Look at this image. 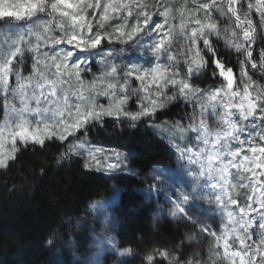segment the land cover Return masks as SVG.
Instances as JSON below:
<instances>
[{"label":"snow or ice","instance_id":"snow-or-ice-1","mask_svg":"<svg viewBox=\"0 0 264 264\" xmlns=\"http://www.w3.org/2000/svg\"><path fill=\"white\" fill-rule=\"evenodd\" d=\"M216 3L217 0H211L197 5L196 14L190 16L187 24L181 22V34L188 43L183 53L188 59L181 64L171 52L175 29L169 25L170 9L164 0H157L154 5H149L147 0H0V22L43 21L42 32L21 33L7 54L0 45V99H3L0 168L9 166L21 150L20 145L27 149L29 145L43 147L46 141H59L62 145L67 143V147L57 163L86 154L85 169L95 168L107 174L125 171L127 155L117 149L93 150L88 146L86 137L91 128L105 124L106 118L120 124L129 121L133 129L145 118L155 125L152 117L184 101L185 108L191 104L193 116L187 127L181 117L175 128L181 139L184 133L194 134L196 143L182 147L170 140L169 144L182 160H187L188 171H195L198 166L199 175L194 179L197 182L205 179L202 187H210L215 193L210 203L216 205L222 217H227L219 234L201 221L195 222L200 224L201 232L214 238L210 252L222 247V260L228 264H237V260L238 264H264V201L261 200L264 183L260 182L264 178V85L257 86L253 80L257 72L264 77V48L257 61V28L252 18L254 11L260 27L264 28V0H255L254 4L247 0L243 17L244 0H227V11L219 10L220 17L235 21L231 38L225 40L226 48L234 49L238 59L243 57L239 59V76L228 66L230 61L226 62L218 52L221 32L214 22ZM201 10L205 13L203 18L198 15ZM109 28L112 30L108 31ZM33 35L35 44L30 39ZM116 46H122L121 50L134 47L139 50V56L117 65L113 62ZM29 55L31 71L24 76L17 64L23 65ZM165 59L167 63L163 62ZM97 64L104 66L102 78L110 81L104 90L87 97L77 91L75 100L68 95L61 97L58 81L74 78L83 86L88 74L93 78L90 90H95L98 77L93 68ZM209 67L212 78L220 86L194 87L192 82L206 74ZM134 84L137 87H132ZM100 97L108 103H101ZM133 101L138 109L129 111ZM197 108L199 116L195 114ZM230 168L251 173L247 182L241 176L239 188L251 186L253 193H260L255 199L248 196V206L239 208V216L232 208L238 206V201L228 190ZM236 187L232 185L233 190ZM161 190L155 183L146 189L149 195H158ZM189 200L187 194L177 196L172 215H188L185 205ZM254 203L258 207H253ZM92 207L103 209L104 205L96 202ZM257 226L258 233L250 231ZM232 237L239 243L238 250H232ZM107 239L115 246V237L107 235ZM52 243L50 239L48 244ZM130 251L124 249L120 255ZM173 251L175 254L149 252L144 256V264H159L156 255L167 259L168 264H207L202 259L196 261L194 256L185 259L182 251Z\"/></svg>","mask_w":264,"mask_h":264},{"label":"trees","instance_id":"trees-1","mask_svg":"<svg viewBox=\"0 0 264 264\" xmlns=\"http://www.w3.org/2000/svg\"><path fill=\"white\" fill-rule=\"evenodd\" d=\"M217 48L238 75L241 57L238 59L219 42ZM211 72L209 67L206 74L192 82L193 86H220ZM189 113L188 108L174 105L152 120L175 123L181 117L184 121ZM106 121L92 127L86 139L125 152L130 169L140 178H147L156 167L176 164L177 154L146 127L145 121L137 129L127 121L123 124ZM65 148L66 144L58 141H49L43 147H22L9 166L0 169V264H54L56 246L71 243L76 236L75 226L89 216L88 207L109 196L113 188L120 190L112 208L118 221V249H130L133 253L126 264H141L149 252L180 246L181 233L175 223L168 218L159 219L155 202L146 201L139 190V180L123 175L107 178L86 171L77 157L57 163ZM50 239L52 244H48ZM156 260L166 264L159 258Z\"/></svg>","mask_w":264,"mask_h":264},{"label":"rangeland","instance_id":"rangeland-1","mask_svg":"<svg viewBox=\"0 0 264 264\" xmlns=\"http://www.w3.org/2000/svg\"><path fill=\"white\" fill-rule=\"evenodd\" d=\"M147 2L149 3V5H154L156 4L157 0H147ZM164 3L170 9V16L168 20L169 25L174 26L175 29L173 33V44L171 45V52L174 56L177 57V60L181 64H184L188 57L184 56L183 53L184 50L188 47V43L185 37L181 34L179 26L181 22L187 24L190 16L196 14L197 5L203 3H211V0H164ZM252 3L254 4L255 0H252ZM227 7V0H217L216 6L213 8V12L215 13L214 22L218 23L219 30L221 32V37L218 42L223 46L225 50L235 54L234 49L226 48L225 40V37L231 38L232 31L235 30L234 18L230 21L227 17L219 16V10L223 9L226 12ZM246 11L247 0H244V5L241 9L242 17L243 13ZM198 15L200 18H203L205 13L203 12V10H201ZM252 18L257 28L255 56L258 61L259 53L261 49L264 48V28L260 27L259 17L255 14L254 11L252 13ZM89 19H91V17H89ZM157 19L161 18L158 17ZM111 30V28L108 29V31ZM27 31H31L33 33L42 32L43 21L36 20L34 22H26L21 24H16L13 21H8L7 24H5L4 22H0V45L5 48L6 54L7 50L10 49V45L12 44V42L18 39L21 33ZM239 35L242 37V32H240ZM30 39L32 44L36 43L35 35L31 36ZM213 39L216 40L215 37H213ZM5 41H7V43H5ZM121 48L122 46H116L115 51L113 52V62H115L117 65L126 64L128 58L139 56V50L134 47L125 50H121ZM98 59L99 58H97V60ZM241 59H243V57H241ZM163 62L167 63V60L165 59ZM31 66L32 60L29 55L23 65L17 64V69L21 70L24 76H28L29 72L31 71ZM103 68V65L98 64L93 68V71L96 72V76L98 77L94 86L95 90H90L93 79L90 74L84 77L83 86L78 84L74 78L71 81H58L57 90L60 92L61 97H63V95H68L72 100H75L74 93L77 91L81 92L84 96L87 97L89 95H95L98 91L104 90L107 87V83L110 81L104 80L102 78ZM237 76H239V74ZM253 80L256 82L257 86L264 85V77H261L259 72H257L256 75L253 76ZM13 85H15L14 79ZM132 87L135 88L137 87V85L134 84L132 85ZM218 87L219 86H214L211 88ZM172 91H176V89H173ZM168 94L170 95L171 92H169ZM253 94L255 95V90L253 91ZM87 102L88 101H85V103ZM100 102L103 104L108 103V101L103 97H100ZM1 103L3 105V99H1ZM174 105H179L180 108H183L185 107V102L180 101L178 104H173L172 106ZM187 108L190 110V113L186 115L184 121H182L185 127L188 126L189 121L193 116V109L191 104H189ZM137 109L138 105L135 101H133L132 106L129 108V111H136ZM195 114L196 116H199V108H197ZM73 116H75V112H73ZM205 118L207 119V113ZM2 119L3 114L0 120ZM106 120L113 121L111 118H106ZM145 122L146 127L157 137L162 139L172 149V151L177 154L178 159L174 166L156 167L147 178H140L137 172L130 169L128 158L127 170L115 174L98 172L95 170V168L84 169L89 172L101 174L107 178L123 175L139 180V190L144 195L146 201L155 202V205L158 208L159 219L168 218L170 221L175 223L176 228L181 233L182 243L178 248L175 249L177 251H182L185 254V259H192L194 256L196 261L202 259L206 261L207 264H228V261L222 260V247L215 249L214 252H210V249L214 248V238L210 235H207L206 233L201 232L200 224L195 222L199 220L219 234L222 226L227 223V217H222L220 212L216 210V205L214 203H210V201H214L215 193L210 187H202V185L205 184V179L202 178L199 182L194 179L195 176L199 175L198 166L195 167V171H188L187 160H182L179 156V153L176 152L175 149L169 144V141L172 140L174 143H180L182 147L192 146L196 143L195 135L192 133H184L183 139H181V134L178 133L175 128L176 123H181V121L175 123L167 121L155 122V125H153L149 122V118H145ZM213 127H216V125H213ZM69 140L71 141V137L69 138ZM47 142L49 141H46V143ZM65 144L67 147V143ZM88 146H90L93 150L95 148L113 149L107 145L91 142L89 140ZM22 147L23 145H20V148ZM122 153L127 155L125 152ZM77 158H79L84 165L85 159L87 157L85 154V156H77ZM241 176H243L245 182H247V179L251 176V173H244L242 169L238 168L229 169L228 178L230 183L228 186V190L231 193L232 198L237 199L238 201V206H232L237 216H239L240 207L247 208L249 203V195H252L254 199L260 195L259 192L253 193L251 186H249L248 188H239L238 182ZM154 177L155 179H153ZM211 182L212 181H208L209 184ZM260 182L264 183V178H261ZM153 183L159 184L161 186L162 190L158 195L156 193H152L151 195H149V193L146 191V189H148V187ZM232 185L237 186L235 190H233ZM259 186L260 185L258 183L257 187ZM261 191H264V188H262ZM119 193L120 190L118 188H113L112 193L109 196L95 201L88 207L87 212L89 216L87 217L86 221L82 222V224L75 226L76 236L71 241V243H59L56 246V259L54 264H126L128 260L133 258V253L130 252V254H125L122 256L120 255V252L122 251L118 249V240L116 238L118 221L113 217L112 208L118 201ZM182 194H187L190 196L188 204L185 205L188 215L177 213L175 216H173L172 212L175 209V204L173 201L177 196H181ZM261 200L264 201V197H261ZM96 202H101L104 205L103 209L92 207V205ZM253 207H258V205L254 203ZM251 215L258 216L257 213H251ZM189 217H191V219ZM106 229L107 234L105 231ZM250 231H256L258 233V226L254 229H250ZM107 235L115 237V246H113L112 241L107 239ZM189 237H191V239H189ZM230 243L232 245V250L239 249V243L237 240H235L234 237L230 238ZM173 250L165 251L175 254ZM156 258H159V260H162L166 264H168L167 259H163L159 255H156ZM141 264H144V261Z\"/></svg>","mask_w":264,"mask_h":264}]
</instances>
